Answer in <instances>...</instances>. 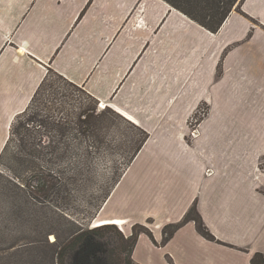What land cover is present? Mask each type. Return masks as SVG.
I'll return each mask as SVG.
<instances>
[{
    "label": "crops",
    "instance_id": "1",
    "mask_svg": "<svg viewBox=\"0 0 264 264\" xmlns=\"http://www.w3.org/2000/svg\"><path fill=\"white\" fill-rule=\"evenodd\" d=\"M50 70L149 134L96 213L135 225L137 264L264 253V0L213 33L164 0H0V154ZM200 103L210 114L189 126ZM163 243V230L194 208Z\"/></svg>",
    "mask_w": 264,
    "mask_h": 264
},
{
    "label": "rangeland",
    "instance_id": "2",
    "mask_svg": "<svg viewBox=\"0 0 264 264\" xmlns=\"http://www.w3.org/2000/svg\"><path fill=\"white\" fill-rule=\"evenodd\" d=\"M241 2L238 0L233 10H239ZM100 105L83 88L50 71L35 103L17 119L10 157L22 155L40 167L62 172L63 178L72 176L67 181L71 194L64 193L63 183L59 197L39 204L29 199L27 191L11 198L0 187V264H58V247L52 245L58 237L64 238L75 226L97 228V210L145 137L114 109ZM210 109L207 103H200L190 117L192 130L200 126ZM89 110L105 121L83 133L78 123L85 119L82 113ZM51 116L64 128H53ZM77 153L85 156L80 160ZM261 164L264 171V157ZM0 173L13 177L1 165ZM14 181L17 184L19 180ZM10 188L19 190L15 184ZM120 233L125 235L117 227L111 235L121 238ZM50 236L55 239L50 240Z\"/></svg>",
    "mask_w": 264,
    "mask_h": 264
},
{
    "label": "trees",
    "instance_id": "3",
    "mask_svg": "<svg viewBox=\"0 0 264 264\" xmlns=\"http://www.w3.org/2000/svg\"><path fill=\"white\" fill-rule=\"evenodd\" d=\"M164 1L169 3L175 9L187 15L189 18H191L207 30L216 33L220 30L226 19L229 17L234 5L238 0ZM45 80L39 87L26 111H24L16 118L15 122L12 125L9 139L0 154V165L8 169V171L13 175V177H10L9 175L4 176L0 173V187L2 188V193L7 197L11 196V198H14V196H16L17 194H22L19 191H27L29 199H32L39 204L49 201L51 198L59 197L63 191V187H61L60 184L63 185V183L64 193L70 195L71 189L70 187H68L67 181L71 180L72 176L63 178L61 175L63 174L62 172L57 171V173L54 169H47L43 166L40 167V165L34 159L23 157L22 155H12L10 157V141L13 134L12 130L15 126L14 124L16 123L17 119L20 118L23 114H26L27 111L32 107V104L35 103V99L39 95L40 90L43 88ZM91 114V110L87 112L84 111L82 115L85 119L79 120L78 126L83 133L92 131L95 125L101 126L105 121L104 117L98 118L99 116L97 117V115ZM122 117L126 119L124 116ZM50 118H52V122L50 123L51 125H53V128H64V126L60 124V122L55 121V117L51 116ZM126 120L129 121L128 119ZM131 123L134 124L133 122ZM134 125L137 129H140L145 134V137L134 152L130 163L134 160L142 145L149 137V134L146 131L138 127L136 124ZM62 155L64 156V154ZM75 156L81 160V158L84 157L85 154L77 153L75 154ZM130 163L128 164V166L130 165ZM261 166L263 167L262 164ZM121 176L111 186L102 204L109 197L113 188L118 184ZM15 178L21 183H18L19 181H17L16 184V182L14 181L16 180ZM13 184H15V186L19 190L14 191V189H11L10 185ZM102 204L100 205L99 209L101 208ZM193 213L195 214V216H193ZM191 221H194L196 223L200 234L208 239H214L213 235L209 232L204 222L202 221V218L194 207L187 213L182 222L178 224H171L164 228L163 243L165 244L166 242H168L181 225ZM116 226L118 227V225L107 224L96 226L97 228L93 229H84L81 226L69 228L64 238L61 239L58 237L57 240L52 243V245L58 247V264H137L133 259V250L136 245L138 236L139 234L145 233L152 239H154L152 233L147 227L138 224L133 227V234L130 237H126L125 235L120 233L121 238H116L111 235L114 230H117ZM252 264H264V253H256L252 258Z\"/></svg>",
    "mask_w": 264,
    "mask_h": 264
},
{
    "label": "bare ground",
    "instance_id": "4",
    "mask_svg": "<svg viewBox=\"0 0 264 264\" xmlns=\"http://www.w3.org/2000/svg\"><path fill=\"white\" fill-rule=\"evenodd\" d=\"M121 222L117 221V220H100L98 222H96L95 226H102V225H107V224H113V225H118V227L121 229L120 224Z\"/></svg>",
    "mask_w": 264,
    "mask_h": 264
},
{
    "label": "snow or ice",
    "instance_id": "5",
    "mask_svg": "<svg viewBox=\"0 0 264 264\" xmlns=\"http://www.w3.org/2000/svg\"><path fill=\"white\" fill-rule=\"evenodd\" d=\"M100 107L102 108V107H103V105H100ZM127 119H128V120H131L132 118H131V117H127ZM49 239H50V240H54V239H55V237H53V236H50V237H49Z\"/></svg>",
    "mask_w": 264,
    "mask_h": 264
}]
</instances>
